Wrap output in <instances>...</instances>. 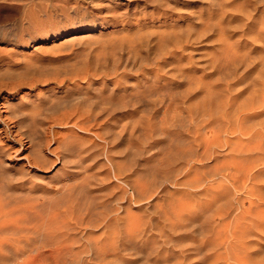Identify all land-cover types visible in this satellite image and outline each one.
<instances>
[{
	"label": "rangeland",
	"instance_id": "374dc122",
	"mask_svg": "<svg viewBox=\"0 0 264 264\" xmlns=\"http://www.w3.org/2000/svg\"><path fill=\"white\" fill-rule=\"evenodd\" d=\"M62 1L59 0V3ZM191 1L176 0L175 3L180 9L177 7L178 11L164 12L149 3L146 5L145 0H69L73 7L67 5L64 6L65 8L55 0H16L13 2L0 0V28H6L2 33L9 35L12 30L8 28H39L40 30L32 31V34L37 37L34 41L26 36L21 37V41L16 44L0 40V76L4 79L2 80L0 77V82L7 83L6 85L12 83L11 86L16 85L14 89L19 87L18 90L8 89L0 92V211L7 214V217L4 218L5 215L0 213V264L27 263L35 257L36 252L33 250L38 247H44L42 252L46 255L42 253L43 258L49 261L47 246L57 242V239L58 241L68 240L74 244L73 255L65 256L67 260L75 258L74 264H236L233 263L234 261H230V257L233 256L231 251L228 250L230 255L227 253V256L225 250L222 249V246L224 249L226 248L225 245L216 247L218 249L211 246L210 240H214L213 232L214 229L216 231L215 227L218 222L216 220L218 217L212 210L214 211L217 207L221 209L223 205L221 211L225 212L227 216H225V221L230 218V222H226L232 224V218L238 212L237 210L236 213L233 212V210L235 211L234 197L246 200L244 191L235 192L227 184L230 193L226 200L216 203V207H214L215 204L212 205V210L208 208L203 212L199 210L201 209L199 204L207 200L206 196L201 195L203 187L212 185L213 187L210 188H214L217 186V182L222 181V178L216 175L217 170L221 168V163L224 164L225 161L227 163L228 159H233L232 157L244 162L243 159H240L247 155L236 153L230 155L229 147L224 144L225 139H229L234 148L238 143H240L239 147L262 144L263 150L258 153L262 159L258 163L264 162V102H259L262 100V96L264 99V0H224L225 3L222 0L221 2L220 0ZM98 4L100 6L109 4V7L116 10L119 18L111 19L108 16L102 18L99 15V18L92 22L91 10L97 8ZM28 19L32 20L30 27L27 26ZM86 20L89 21L86 22ZM163 22L165 25L161 24ZM171 30L173 32L169 34ZM174 31H179L176 36H180V39L185 43L183 47H187L182 52L183 56L180 57L182 65L179 63L182 78L181 76L177 78L181 71L173 73L175 64L169 65L168 69L165 68L166 71L163 69L162 74H158H164L163 77H167V87L171 88L168 91L171 90L173 97L178 99L175 100V104H172L176 113L179 111L177 109H185L186 113L192 110V114L196 110L197 113L193 114V118L196 119L200 115L197 116L201 107L209 109L208 106L211 103L216 105L215 107H222V104L228 101L226 99L231 96L230 101L237 98V100H233L235 104L231 101L232 105L230 102L234 111L238 106V110L242 107L243 109L249 106H251L250 109L254 107V110L251 109V112L254 111V113L246 112L253 117L251 115L250 118L246 117L242 126L245 129H252L251 132H258V137H250L251 133L244 137L238 133L233 134L232 137L222 134L223 138L226 137L222 138L220 142L224 148L221 149V145L213 146L209 152L204 153L202 146H198L200 142L198 143V140L195 142L197 137L194 136V133L197 136H202L209 129L223 127L225 124L223 125L218 120L219 114L223 112L222 108L212 109L213 116L214 113H216L215 116L218 115V124L207 126L200 123L203 126L200 125L198 128L196 124L198 125L202 118H197L196 123L190 124L188 115L180 110L183 113L179 117L173 112L172 106L169 117L163 118L157 111V107L151 106L150 102L157 99L158 96H152L143 91L149 83H155L153 79L156 80V73L155 75L148 73L147 69L154 68L152 63L163 56L160 55L163 51L161 50V53L159 51L156 55L158 58H155L153 54H157L158 50L154 46L157 45L156 43L161 37L160 41L165 39L166 33L168 34L166 36L175 37ZM191 35L195 38H192ZM157 36L160 38L158 39ZM139 37L141 38L138 40ZM196 37L200 39H196ZM185 38L187 42H184ZM153 39H155L152 44L153 50H150L153 54L150 55L149 50L144 47L148 40L152 41ZM128 40L136 42L134 44L136 46L133 47H140L137 50L132 47L133 51L131 52L129 48L131 44L127 43ZM187 43H189L188 46ZM225 45L227 47H224ZM140 48H142V53ZM189 48V52L192 54H189L188 51L184 52ZM134 50L136 53L139 51L143 56L142 59L146 56L144 59L148 60L149 56L147 55H150V58H154V60L151 61L150 58L148 61L145 60L149 62V66L145 65L144 60L141 62L142 59L138 56L140 54H136L134 60ZM156 50L157 52L154 53ZM185 55L189 56H186L188 59L185 58ZM184 58L185 60H183ZM189 58H191V63L188 62ZM23 64H27V66ZM28 64H32L34 67L32 65L29 67ZM212 66L213 68H211ZM26 68L33 69L29 71ZM96 69L98 73L95 71ZM25 70H28L33 76L30 75L29 78L26 73L27 78L25 72L23 73ZM171 70L173 74H171ZM2 71H4V75H2ZM36 71L41 76H37ZM84 71L88 72L84 75ZM45 74L51 75L45 77ZM151 75H153V79ZM9 76H13V78L16 76L17 79H14L13 82L16 81L17 84L15 82L13 85L11 82L13 78L11 77V79ZM19 76L22 78L20 79ZM72 76L73 79H71ZM47 79L49 80L47 81ZM61 79L63 80L58 82ZM150 79L154 82L149 81ZM22 80L25 81L22 83ZM29 81L37 85L33 84L30 87V84H27ZM172 81H178V86L176 83L172 84ZM25 82L27 85L24 86ZM177 91L180 93H178L179 95H177ZM125 93L130 94L132 99L125 98L127 102L125 100L123 102L114 101V105L113 103L111 105L104 103V106L100 104L103 106L98 105L101 109L92 108L91 110L89 104L86 103L89 101L87 99H90L91 103L92 98L96 101L94 103L98 104V99H102L101 96L105 99L108 96H124ZM135 94L139 98L141 96L140 99L136 98L138 101L133 99ZM144 96H147V99ZM84 98H87V101ZM174 98L169 99L173 100ZM253 99L255 102H252ZM84 101L85 104L82 106ZM40 102H44L40 108L43 110V116L46 117L44 112H48L51 121L62 116L63 112L78 108L81 104L78 109H81L83 113L81 119L85 122L76 121L75 117L77 118V116H71L65 126L57 127L53 121H48L49 118L43 119L42 111L39 112L42 118L39 117L40 114L38 116H34L33 112L28 114L30 107L37 106V103L40 104ZM209 102L210 104H208ZM115 104L117 105L115 106ZM19 105L21 108H17ZM188 106L192 109L186 110ZM22 107L26 109L23 108V111ZM82 108L84 109L82 110ZM89 110L90 112L95 111L96 116L92 117L94 114H92L93 112L90 114ZM214 110L216 111L214 112ZM255 110L257 111L255 112ZM17 111L23 116H20ZM16 112L17 115H15ZM87 113L89 114L87 115ZM28 115H32L30 118L34 117V120L31 119L35 121L34 127L30 124L32 121ZM87 116L90 118L88 119ZM14 118L15 120H12ZM21 118L24 122L27 121V124L21 121ZM78 119L80 118L78 117ZM40 120H42L41 124ZM28 121L30 125H28ZM49 122L50 124H48ZM194 125L197 127L196 129ZM231 125H233L232 128L236 126V123ZM53 131L59 134L56 136V138L58 137L57 143L54 140L56 138L52 135ZM238 136L240 142L237 139ZM30 139L32 141H29ZM68 140L70 149L66 147ZM235 141L238 142H236L237 145ZM37 142L40 143V146L36 148ZM45 142H47V146H44ZM32 146L36 148L37 152ZM56 146L59 148V152ZM64 146L66 147L65 153H62L63 151L60 150ZM38 147L42 152L38 150ZM54 148L56 153L53 151ZM31 151L35 154H32ZM30 153L31 157L43 154L42 156L52 164L48 163L50 167L45 165V168L40 164H37V167L35 164V166H31V163L28 165L27 159ZM59 153L64 156L62 155L61 158V155L58 156ZM258 156L257 158H259ZM61 159L64 161H60ZM46 167L48 168L46 169ZM260 167H263L262 170L264 169V166ZM261 178L264 182V176ZM196 179L199 181L197 182ZM188 182H194V184L197 182L198 184L194 188H189L185 185V183L189 184ZM182 201L184 204L189 203L187 210H178L181 208ZM245 202L244 207H247V202ZM225 203L228 204V207L225 205L227 208L224 206ZM232 204L233 206H231ZM30 207L35 209L29 211ZM219 208L217 209L220 210ZM190 209L193 212H190ZM223 209L228 210L224 211ZM24 210L27 211L24 212ZM178 214H181V217ZM114 215L118 217H114ZM102 218L103 220L119 218L116 222L113 221L114 224L110 228L113 236L109 235L110 231L103 228ZM128 218L129 220L132 218L131 222H133L135 230L131 249L113 253L106 251L108 252H105L106 254L91 250L96 240L101 242L98 246L108 243V236L112 240L115 238L116 244L125 243L124 233L125 225L129 222ZM248 239L251 240L254 237ZM206 244L207 246H205ZM256 247L258 248L259 245H253L251 249L255 251ZM261 250L262 248L259 252L260 255L252 257L258 256L261 261H264V251L262 254ZM235 253L234 250L233 254ZM217 256L218 263L214 261ZM224 256L229 258V261ZM258 258L255 260L260 261Z\"/></svg>",
	"mask_w": 264,
	"mask_h": 264
},
{
	"label": "bare ground",
	"instance_id": "6f19581e",
	"mask_svg": "<svg viewBox=\"0 0 264 264\" xmlns=\"http://www.w3.org/2000/svg\"><path fill=\"white\" fill-rule=\"evenodd\" d=\"M4 1H16V0H4ZM46 1H49V0H46ZM56 1V3H59V0H55ZM71 1V0H70ZM146 2H145V4L147 5L148 3H149V5L151 4V5H153V6H156L157 8H158V10L160 9V10H162V11H164V12H166V11H171V10H177L178 11V6H177V4L175 3L176 2V0L174 1V0H145ZM191 1V0H190ZM223 2H224V0H222ZM192 2V1H191ZM212 2H214V1H212ZM220 2H221V0H220ZM219 2V3H220ZM222 2V3H223ZM71 3V2H70ZM69 3V0H63L61 3H59V5H63V7L64 6H67V5H70L71 7H73L72 6V4H70ZM92 3V2H91ZM225 3V2H224ZM249 3V2H248ZM247 3V4H248ZM251 3V2H250ZM97 4V3H96ZM74 5V4H73ZM106 5H108V6H106ZM106 5H103V6H100L99 4H98V6H96L97 8H95V9H92L91 11H92V16H93V18H92V22H94V21H96L99 17V15H101V17L102 18H105V16H108L109 18H116L117 17V15H118V13L116 12V10H114L113 9V7H109V4H106ZM253 5V4H252ZM234 6V5H233ZM254 6H255V4H254ZM61 7V6H60ZM145 7V6H144ZM178 7V8H177ZM65 8V7H64ZM66 8H68V7H66ZM141 8V7H140ZM143 9V8H142ZM180 9V8H179ZM242 9V8H241ZM142 11V10H141ZM176 11V12H177ZM238 11V10H237ZM46 12V11H45ZM132 12V11H131ZM181 12V11H180ZM223 12V11H222ZM235 12V11H234ZM102 13H104V14H102ZM121 13V12H120ZM241 13V12H240ZM243 13V12H242ZM264 13V12H263ZM91 14V13H90ZM222 14V13H221ZM104 17H103V16ZM165 14L163 13V16H164ZM124 16V15H123ZM100 17V18H101ZM122 17V16H121ZM120 17V18H121ZM161 17H162V14H161ZM231 17V16H230ZM117 18H119V16L117 17ZM126 18V17H125ZM228 18V17H227ZM248 19V18H247ZM91 20V19H90ZM89 21V20H88ZM87 20H86V22H88ZM152 22V21H151ZM158 22V21H157ZM241 22V21H240ZM32 20L30 21V19H28V22H27V26H29V25H31L32 26ZM34 23V22H33ZM161 24H164L165 25V23L163 22V23H161ZM211 25V24H210ZM258 25V24H257ZM30 27V26H29ZM207 27V26H206ZM209 27V26H208ZM217 27H219V26H217ZM177 28H179V27H177ZM8 29H10V30H12L11 31V33L9 34V35H7V34H4V33H2V31H5L6 30V28H0V40H3V41H5V42H12V44H16V43H19L20 41H21V37L23 38V36H26L28 39H30V40H35L37 37L34 35V34H32V31L34 30L35 31V29H37V28H8ZM169 29V28H168ZM224 29V28H223ZM37 30H39V28L37 29ZM197 30V29H196ZM40 31V30H39ZM180 31V30H179ZM179 31L178 32H175V37H172V36H166V34L164 35V40H162V41H160L161 39H162V37L160 38V37H158V39L160 38V40H159V42H157L156 44V46H154V47H157L156 49L158 50V52H157V50L156 51H154V53H156L157 52V54H153V52H150V50H153V47H152V44L154 43V40L155 39H153L152 41L150 40H148L147 41V43H145V49H148L149 50V53H150V55L151 54H153L154 56H155V58H158L156 55H158V53H159V51H160V53H161V50H163L162 51V53L160 54V55H163L162 57H159V59H157L154 63H152L153 64V66H154V68L152 67V69H147V71H148V73H154V75H155V73H156V75H155V78H156V80L155 79H153L152 78V76L153 75H151V78L155 81V83H149V81H152V82H154L152 79H150L149 81H148V83H149V85L146 87L145 86V90L143 91L144 93H150V95H154V96H158V98L157 99H153L151 102H150V104H151V106L152 107H154L155 106V108L156 109H158L157 111H159L160 112V114L162 115V117L163 118H168L169 117V115H170V110H171V106H172V104H175V100H178V99H175L174 97H173V95H172V91L170 92V91H168L169 89H171V88H168L167 87V84H166V78L165 77H163L164 76V74L163 75H159L158 73H161L162 74V71H163V69L166 71L167 69H168V66L169 65H171V64H175V65H173V66H170V67H173V69H174V71H173V73H179V71H181V69L179 68V67H181V65H182V63H181V61H180V57L181 56H183V54H182V52H183V50L184 49H186L187 47H183L184 46V44L185 43H183V41L180 39V36H176V33L178 34L179 33ZM193 31H194V29H193ZM222 31V30H221ZM150 32V31H149ZM162 32V31H161ZM167 32V31H166ZM169 32V31H168ZM173 32V30H171L170 31V33L169 34H171ZM190 32H192V31H190ZM197 32V31H196ZM143 33V32H142ZM189 33V32H188ZM201 33V32H200ZM203 33V32H202ZM174 34V33H173ZM181 34V33H180ZM218 34V33H217ZM139 35H140V33H139ZM143 35V34H142ZM141 35V36H142ZM145 35V34H144ZM159 35H163V34H159ZM168 35V34H167ZM190 35V34H189ZM203 35V34H202ZM202 35H201V37H202ZM222 35V34H221ZM166 36V37H165ZM192 36V35H191ZM134 37V36H133ZM182 37V36H181ZM195 38V36H192V38ZM220 37V36H219ZM222 37V36H221ZM141 37H139L138 38V40L140 39ZM155 38V37H154ZM188 38V37H187ZM191 38V37H190ZM191 38V40H193ZM197 38H199V37H196V39ZM226 38V37H225ZM148 39V38H147ZM157 39V38H156ZM157 39V40H158ZM195 39V40H196ZM200 39V38H199ZM198 39V40H199ZM141 40H143V39H141ZM156 40V41H157ZM184 40V42H187L186 40V38L185 39H183ZM190 40V39H189ZM194 40V41H195ZM220 40H222L221 38H220ZM227 40V39H226ZM2 41V42H3ZM129 41V40H128ZM155 41V42H156ZM197 41V40H196ZM133 40H130L129 42H127V43H130L131 45H129L128 47L131 49V52L133 51L132 50V47L133 46H136V45H134L135 43L133 42ZM189 42V41H188ZM191 42V41H190ZM140 43V42H139ZM142 43H143V41H142ZM188 44L189 43H187V46H188ZM192 44V43H191ZM223 44H225V43H223ZM230 44V43H229ZM155 45V44H154ZM232 45V44H231ZM139 46V45H138ZM143 46H144V44H143ZM222 46V45H221ZM140 47V46H139ZM138 47V48H139ZM224 47H227L226 45L224 46ZM231 47V46H230ZM135 47H133V49H134ZM138 48H135L136 50L138 49ZM143 48V49H144ZM190 48H191V46H190ZM190 48L188 49V50H185L184 52H186V51H188L189 52V50H190ZM142 48H140V51H141V53H142V50H141ZM225 49V48H224ZM223 49V50H224ZM126 50V49H125ZM228 51V50H227ZM227 51H225L226 53H227ZM129 52V51H128ZM130 52V53H131ZM138 53H136L135 52V50H134V52L133 53H135V55L133 54V58H134V56H136V54H140L139 53V51H137ZM146 52H148V51H146ZM229 53V52H228ZM148 54V53H147ZM185 54V53H184ZM189 54H192V53H190L189 52ZM223 55H224V53H222ZM229 54H231V53H229ZM145 55H146V53H145ZM150 55H147V56H149V58H150ZM159 55V56H160ZM214 55V54H213ZM139 57H141L140 59H142V55L140 54V55H138ZM189 57L188 55H185V58L186 59H188L187 57ZM226 56H228L227 54H226ZM146 57V56H145ZM144 57V58H145ZM191 58H192V56H190ZM222 57V56H221ZM132 58V57H131ZM132 58V59H133ZM142 59V61L141 62H143V60L145 61H148L149 60V58H148V60L147 59ZM185 58L183 59V60H185ZM191 58H189V61L188 62H190V59ZM228 58V57H227ZM227 58H225V59H227ZM230 58V57H229ZM234 58V57H233ZM232 58V59H233ZM136 58H134V60H135ZM139 59V58H138ZM140 59H139V61H140ZM151 59V58H150ZM153 60H154V58H152ZM152 59H151V61H152ZM224 59V60H225ZM131 60V59H130ZM159 60V61H158ZM182 60V61H183ZM212 60V59H211ZM216 60V59H215ZM215 60H213V62H215ZM133 61V60H132ZM137 61V60H136ZM135 61V62H136ZM145 61V62H146ZM187 61V60H186ZM230 61V60H229ZM240 61H241V59H240ZM35 62V61H34ZM34 62H32V63H34ZM187 62V63H188ZM213 62H212V64H213ZM27 63V62H26ZM29 63H31V62H29ZM179 63L181 64V65H179ZM186 63V62H185ZM191 63V62H190ZM190 63H188V64H190ZM210 63H211V61H210ZM216 63V62H215ZM230 63V62H229ZM148 64V65H147ZM151 64V65H152ZM184 64V63H183ZM211 64V65H212ZM225 64V63H224ZM24 65V64H23ZM29 65V64H28ZM32 64H30L29 65V67L31 66ZM145 65H147V66H149V62H146L145 63ZM150 65V66H151ZM227 65V64H226ZM24 66H27V64L26 65H24ZM91 66V65H90ZM89 66V67H90ZM215 66V65H214ZM220 66H223V65H220ZM225 66V65H224ZM223 66V67H224ZM23 67V66H22ZM32 67H34V65H32ZM39 67V66H38ZM146 67V66H145ZM167 67V69H165ZM169 67V68H170ZM227 67V66H226ZM91 68V67H90ZM149 68V67H148ZM211 68H213V66L211 67ZM217 68V67H216ZM216 68H215V70H216ZM26 69H28L29 71H30V69L32 70L33 68H26ZM83 69V68H82ZM100 69V68H99ZM172 69V68H171ZM219 69H220V67H219ZM28 70H25V71H23V73L25 72V74L26 73H28V75L26 74L25 76L27 77H31L30 75H32L31 73H29V71ZM42 70V69H41ZM44 70V69H43ZM72 70V69H71ZM80 70V69H79ZM88 70V69H87ZM92 70V69H91ZM102 70V69H101ZM144 70H145V68H144ZM7 71V70H6ZM27 71V72H26ZM34 71V70H33ZM63 71H65V70H63ZM73 71H75V70H73ZM82 71V70H81ZM80 71V72H81ZM96 72L98 71L97 69L95 70ZM103 71V70H102ZM165 71H164V73H165ZM191 71V70H190ZM1 72V71H0ZM4 71H2V73H3ZM22 72V71H21ZM37 72V71H36ZM38 72H39V70H38ZM37 72V76H39L40 75V73H38ZM68 72V71H67ZM66 72V73H67ZM88 72V71H87ZM86 71H84V75H85V73H87ZM100 72V71H99ZM184 72V71H183ZM19 73H20V71H19ZM22 73V74H23ZM34 73V72H33ZM69 73V72H68ZM73 73V72H72ZM75 73V72H74ZM73 73V74H74ZM98 73V72H97ZM145 73V72H144ZM143 73V74H144ZM147 73V72H146ZM172 73V70H171V74H173ZM185 73H188V72H185ZM1 74V73H0ZM5 73H3L2 75H4ZM7 74V73H6ZM15 74V73H14ZM21 74V75H22ZM36 74V73H35ZM77 74V73H76ZM75 74V75H76ZM83 74V73H82ZM94 74H95V72H94ZM101 74V73H100ZM135 74V73H134ZM175 74H174V76H175ZM180 75H178V77L177 78H179V76H181L182 75V71L179 73ZM189 74V73H188ZM13 75V74H12ZM51 75V74H50ZM50 75H46L45 74V77H47V76H50ZM55 75V74H54ZM53 75V76H54ZM56 75H57V72H56ZM61 75V74H60ZM70 75V74H69ZM99 75V74H98ZM111 75V74H110ZM148 75V74H147ZM17 76V75H16ZM16 76H15V78H13V76H11L12 78H13V80L11 81V80H9V81H11V82H13L14 81V79H17L16 78ZM33 76V75H32ZM36 76V75H35ZM34 76V77H35ZM41 76V75H40ZM62 76V75H61ZM61 76H59L60 78H61ZM64 76V75H63ZM67 76V75H66ZM86 76H88V75H86ZM94 76V75H93ZM92 76V77H93ZM100 76V75H99ZM144 76V75H143ZM166 76H168V75H166ZM173 76V77H174ZM1 77V79H2V76H0ZM10 77V76H9ZM10 77V78H11ZM20 77V76H19ZM24 77V76H23ZM27 77V78H28ZM33 77V78H34ZM68 77V76H67ZM95 77V76H94ZM122 77V76H121ZM170 77V76H169ZM168 77V78H169ZM172 77V78H173ZM11 78V79H12ZM22 77H20V79H21ZM27 78H25L26 80H27ZM37 78V77H36ZM39 78V77H38ZM51 78V77H50ZM56 78V77H55ZM58 78V77H57ZM75 78V77H74ZM83 78V77H82ZM85 78V77H84ZM87 78V77H86ZM108 78V77H107ZM147 78V77H146ZM148 78H150V77H148ZM181 78H182V76H181ZM19 78H18V80H20ZM32 79V78H31ZM35 79V78H34ZM71 79H73V76H72V78ZM80 79H81V77H80ZM91 79V78H90ZM138 79V78H137ZM2 80H4V79H2ZM37 80V79H36ZM40 80V79H39ZM45 80V79H44ZM49 79H47V81H48ZM51 80L53 81V79L51 78ZM50 80V81H51ZM58 80V79H57ZM56 80V81H57ZM63 79H61L60 81H58V82H61ZM66 80V79H65ZM64 80V81H65ZM169 80H171V79H169ZM168 80V81H169ZM173 80V79H172ZM175 80H176V78H175ZM177 80H179V79H177ZM21 81V80H20ZM25 81V80H24ZM23 80H22V83L24 82ZM31 81H33V79L31 80ZM63 81V82H64ZM147 81H146V83H147ZM180 81H181V79H180ZM4 82V81H3ZM16 82V81H15ZM15 82H13V85H15V84H17V82L15 83ZM36 82H38V81H36ZM40 82V84L42 83L41 82V80L39 81ZM53 82H55V80L53 81ZM58 82H56V84H58ZM62 82V83H63ZM66 82V81H65ZM64 82V83H65ZM68 82V81H67ZM70 82H71V80H70ZM170 82V81H169ZM173 82V81H172ZM15 83V84H14ZM19 83V82H18ZM21 83V82H20ZM45 83V82H44ZM47 83V82H46ZM45 83V84H46ZM62 83H60V84H62ZM174 83H176L177 85L176 86H178V81L176 82V81H174L172 84H174ZM181 83V82H180ZM7 84V83H6ZM6 84H3L2 82H0V92L2 91V90H12V89H14V87L16 86H11L12 85V83H10V85L8 84V85H6ZM25 84H26V82L23 84L24 86H25ZM27 84H30L29 86L30 87H32L33 86V84H36V83H33V82H28ZM26 84V85H27ZM171 84V85H172ZM197 84V83H196ZM18 85H20V84H18ZM37 85V84H36ZM139 85V84H138ZM181 85V84H180ZM24 86H22V87H24ZM21 87V86H20ZM171 87V86H170ZM4 88V89H3ZM197 88V87H196ZM16 90H18L19 89V87H18V89L17 88H15ZM14 89V90H15ZM176 89V88H175ZM175 89H174V91H175ZM180 89V88H179ZM189 90V89H188ZM206 90H207V88H206ZM190 91H191V89H190ZM8 92V91H7ZM13 92V91H12ZM16 92V91H15ZM208 92V91H207ZM212 92V91H211ZM98 93V92H97ZM174 93H176V92H174ZM179 92L177 91V95H179L178 94ZM182 93V92H181ZM206 93V92H205ZM256 93V92H255ZM263 93V92H262ZM69 94V93H68ZM156 94V95H155ZM171 94V96H169ZM186 94V93H185ZM191 94V93H190ZM216 94V93H215ZM100 95H102V94H100ZM104 95V94H103ZM136 95V94H135ZM135 95H133V96H135ZM144 95V94H143ZM146 95V94H145ZM174 95H176V94H174ZM182 95V94H181ZM180 95V96H181ZM206 95V94H205ZM204 95V96H205ZM241 95V94H240ZM256 95V94H255ZM264 95V94H263ZM203 96V97H204ZM66 97H68L69 98V96H66ZM85 97V96H84ZM99 97V96H98ZM139 98V96L138 95H136L135 97H133V99H136V98ZM145 97V96H144ZM147 97V96H146ZM145 97V98H146ZM150 97V96H149ZM231 97V96H230ZM230 97L229 98H227L226 99V101L227 102H225L224 104H222V107L221 106H217V107H215L216 105H214V104H210V102L208 103V104H210L209 106H208V108L209 109H207V108H203V107H201L200 109L202 110H199L200 111V113H199V111H198V114H197V116L199 115V117H197V118H202L201 119V121H199V123H198V125L196 124V126L199 128V126L201 125V124H203V125H207V126H209V125H213L214 123H216V124H218V120H219V122L221 121V123L224 125L223 127H219L218 129H209V131H207V133H204V135H202V136H200V135H196V133H194L193 135L194 136H196L197 138L195 139V142H197V140H198V146L200 145V146H202V150H203V152L205 153V152H209L211 149H212V147L213 146H217L218 147V145H221L222 143H220L221 142V139L223 138V136H222V134L225 136H227V135H229V136H231L232 137V135L234 134V135H236L237 133L239 134V135H241L242 137H244L245 135H247V134H250L249 136L251 137V136H254L255 138H256V136L258 135V132H256V131H252L251 132V130H249L248 128H243L244 126H242L243 125V123L245 122L244 120H246V117L247 118H250L249 116L251 115H249V113H246L247 111L249 112L250 111V113H254V111H252L251 112V109L253 108V110H254V107H252L251 109L249 108V107H251V106H249V107H247V108H245V109H243V107L242 108H240L239 110H238V108H239V106L235 109V111L234 110H232V106H231V103L233 102L234 104H235V100H237V98H235V100L233 101V100H231L230 101ZM237 97V96H236ZM256 97V96H255ZM96 98V97H95ZM94 98V99H95ZM101 98L102 99H98L99 101V103L98 104H96V103H94V101L95 100H92V98H91V103L89 102L90 101V99H87V98H84V100L85 101H87V100H89L88 102H86L87 103V105L89 104V106H90V109L92 110V108H95V110L96 109H101V108H99L98 107V105H103L104 106V103H108V104H110L111 105V103H113V105H114V103L116 102V101H118V102H123L124 100L127 102V100L125 99V98H129V99H132V96L130 95V94H127V93H125V95L124 96H119V97H112V96H108V97H106L105 99H104V97L103 96H101ZM140 98H141V96H140ZM139 98V99H140ZM171 98H174L173 100H170ZM209 98V97H208ZM216 98V97H215ZM258 98V97H257ZM261 98V97H260ZM74 99V98H73ZM87 99V100H86ZM97 99V98H96ZM106 100L107 102H105L104 100ZM128 99V100H129ZM147 99V98H146ZM168 99H169V101H168ZM200 99H202V98H200ZM239 99H240V97H239ZM252 99V98H251ZM68 100V99H67ZM70 100H71V97H70ZM69 100V101H70ZM101 100V101H100ZM137 100V99H136ZM144 100V99H143ZM208 100V99H207ZM254 100V99H253ZM252 100V102H255V100L253 101ZM85 101H84V103H83V105L82 106H84V104H85ZM115 101V102H114ZM133 101V100H132ZM138 101V100H137ZM202 101V100H201ZM204 101V100H203ZM264 102V99H263V96H262V100H259V102ZM59 102V101H58ZM63 102V101H62ZM78 102V101H77ZM96 102V101H95ZM117 102V103H118ZM208 102V101H207ZM231 102V103H230ZM238 102V101H237ZM236 102V103H237ZM258 102V101H257ZM55 103H57V102H55ZM61 103V102H60ZM82 103V102H81ZM92 103H94V104H92ZM147 103H149V102H147ZM177 103V102H176ZM203 103H205V102H203ZM233 103H232V105H233ZM239 103V102H238ZM246 103V102H245ZM244 103V104H245ZM249 103V102H248ZM39 103H37V106L36 105H34V106H32V107H30V109L28 110V108H27V110H28V114H30V112H33V114H34V116L35 115H37L38 116V114H40L39 112H41L42 111V116H43V110H41L40 108H41V106H43V104H44V102H40V104L38 105ZM125 104H128V103H125ZM149 104V105H150ZM178 104H179V102H178ZM242 104V103H241ZM251 104V103H250ZM45 105H47V104H45ZM56 105V104H55ZM67 105V104H66ZM75 105V104H74ZM81 105V104H80ZM80 105H79V107H80ZM100 105V107H103V106H101ZM112 105V106H113ZM117 104H115V106H116ZM177 105V104H176ZM247 105V104H246ZM23 106V105H22ZM77 106H78V104H77ZM88 106V107H89ZM106 106V105H105ZM108 106V105H107ZM125 106H127V105H125ZM150 106V107H151ZM179 106V105H178ZM197 106V105H196ZM199 106V105H198ZM197 106V107H198ZM202 106H203V104H202ZM21 108V106L19 105L17 108ZM25 107V106H24ZM24 107H22V110H23V108ZM50 107H51V105H50ZM53 107V106H52ZM78 107V108H79ZM87 107V108H88ZM123 107V106H122ZM186 107V106H185ZM260 108H261V106H259ZM45 108V107H44ZM62 108V107H61ZM72 108H73V105H72ZM71 108V109H72ZM78 108H75V109H73L72 111H68V112H66V113H64V115H63V113H62V116H60V117H55L56 119H53L52 121L54 122V125L55 126H57V127H59V126H65L67 123H68V120L70 119V117L71 116H77V118L75 117V120L76 121H79V120H82L81 118L83 117L82 115H83V113H82V111H81V109H78ZM120 108V107H119ZM172 108H173V112H175L176 113V109L174 108V106H172ZM188 108H189V106L186 108V110H188ZM194 108V107H193ZM220 109V108H222L221 110H223V112L221 113V114H219V118H218V120H217V117H218V115L217 116H215V114L216 113H214V116H213V110L212 109ZM15 109V108H14ZM24 109H26V108H24ZM46 109V108H45ZM48 109V108H47ZM63 109V108H62ZM70 109V108H69ZM69 109H67V110H69ZM70 109V110H71ZM84 108H82V110H83ZM104 109V108H103ZM154 109V108H153ZM192 109V108H191ZM190 108H189V110H191ZM196 109V108H195ZM233 109H234V106H233ZM16 110V109H15ZM22 110H21V113L23 114V112H22ZM52 110V109H51ZM54 110V109H53ZM155 110V109H154ZM177 110H179V111H177L178 113H176V114H178V116L180 117L181 116V113H186L183 109V112H181L182 110L181 109H177ZM181 110V111H180ZM194 110V109H193ZM237 110V111H236ZM11 111V110H10ZM14 111V110H13ZM20 111V110H19ZM19 111H17V112H19ZM24 111V110H23ZM45 111V110H44ZM47 111V110H46ZM100 111V110H99ZM216 110H214V112H215ZM257 110H255V112H256ZM15 112V111H14ZM17 112H16V114L15 115H17ZM25 112H27L26 110H25ZM53 112H55V111H53ZM89 112H90V110H89ZM93 112V113H92ZM92 112H90V114L92 113V114H94V112L95 111H92ZM113 112V111H112ZM172 112V111H171ZM172 112V113H173ZM202 112V113H201ZM237 112V113H236ZM13 113V112H12ZM11 113V114H12ZM20 112H19V115L21 114ZM52 113V112H51ZM96 113V112H95ZM196 114L197 112H196V110L193 112V114ZM27 114V113H26ZM32 114V115H33ZM41 114H40V116L39 117H41L42 118V116H41ZM46 114V117H44L43 119L45 120V119H47V118H49L48 117V112L47 113H45L44 112V115ZM85 114H86V111H85ZM89 113H87V115H88ZM187 115H188V117H187V115H184V116H186L188 119H189V123L190 124H193V122H195L196 123V119L195 118H193V114H192V110L191 111H188V113H186ZM202 114V115H201ZM25 115V114H24ZM32 115H28L29 116V119L31 120V119H33V118H30V116H32ZM50 115V114H49ZM12 116H14L13 114H12ZM20 116H23V115H20ZM36 116V117H37ZM52 116V115H51ZM82 116V117H81ZM85 116V115H84ZM90 116V115H89ZM94 116H96V114H94L92 117H94ZM172 116V115H171ZM183 116V117H184ZM257 116V115H256ZM259 116V115H258ZM19 117V116H18ZM39 117H37V118H39ZM78 117L80 118V119H78ZM161 117V116H160ZM161 117V118H162ZM178 117V118H179ZM251 117H253L252 115H251ZM24 118V117H23ZM23 118H21L22 120L21 121H23ZM27 118V117H26ZM25 118V119H26ZM36 118V119H37ZM52 118V117H51ZM54 118V117H53ZM74 118V117H73ZM87 118H88V116H87ZM90 118V117H89ZM88 118V119H89ZM173 119H174V117H172ZM17 119V118H16ZM28 119V118H27ZM28 119V120H29ZM35 119V120H36ZM50 119V118H49ZM170 119H171V117H170ZM170 119L168 120V122L170 121ZM172 119V120H173ZM195 119V120H194ZM12 120H15V118L14 119H12ZM34 120V119H33ZM73 120V119H72ZM154 120V119H153ZM163 120V119H162ZM166 121H167V119H165ZM1 121V120H0ZM32 121V120H31ZM41 121L42 120H40V124H41ZM48 121H51V119L50 120H48ZM51 121V122H52ZM70 121V120H69ZM82 121H84V120H82ZM185 121V120H184ZM244 121V122H243ZM13 122V121H12ZM17 122V121H16ZM24 122V121H23ZM27 122V121H26ZM26 122H24V123H26ZM37 122V121H36ZM85 122V121H84ZM130 122V121H129ZM128 122V123H129ZM151 122V121H150ZM163 122H164V120H163ZM163 122H162V124H163ZM6 123V122H5ZM20 123V122H19ZM22 123V122H21ZM23 123V124H24ZM30 122L28 121V125H34L33 123H35V121H32L30 124H29ZM201 123V124H200ZM233 123H236V126H234V127H232L231 128V126H233V125H231V124H233ZM17 124V123H16ZM23 124H20V125H22L23 126ZM27 124V123H26ZM26 124H24L25 126H28V125H26ZM38 124V123H37ZM42 124H44V123H42ZM48 124H50V122L48 123ZM78 124V123H77ZM133 124V123H132ZM189 124V125H190ZM220 124V123H219ZM19 125V126H20ZM36 125V124H35ZM164 125V124H163ZM203 125H201V126H203ZM18 126V125H17ZM190 126H192V125H190ZM195 125H194V127H195V129L197 128ZM207 126H205V128L207 127ZM217 126V125H216ZM21 127V126H20ZM34 127V126H33ZM236 127V128H235ZM248 127V126H247ZM30 128V127H29ZM61 128V127H60ZM79 128V127H78ZM81 128V127H80ZM217 128V127H216ZM31 129V128H30ZM207 129V128H206ZM199 131H200V129H198ZM248 130V131H247ZM199 131H198V133H199ZM195 132V131H194ZM53 134V137L54 138H56V136L57 135H59L58 134V132H52ZM197 133V134H198ZM35 134V133H34ZM190 134H192V133H190ZM231 134V135H230ZM47 136V135H46ZM193 136V137H194ZM48 137V136H47ZM68 137V136H67ZM249 137V138H250ZM254 137H252L253 139H254ZM258 137V136H257ZM58 138V137H57ZM54 139L55 141L56 140H58V139ZM195 138V137H194ZM193 138V139H194ZM226 137H224L223 139H225ZM33 139V138H32ZM32 139H30L29 141H32ZM35 139V138H34ZM66 139V138H65ZM237 139H239L238 141L240 142V138H239V136H238V138ZM44 140V139H43ZM43 140H42V142H43ZM53 140V139H52ZM75 140H77V139H75ZM251 140V139H250ZM37 141H39V142H41L40 140H37ZM73 141V140H72ZM63 142V141H62ZM67 142V145H66V147H68L69 148V144H68V142H69V140L68 141H66ZM236 142L237 141H235V144H236ZM242 142V141H241ZM38 143V142H37ZM46 143V145H44V146H47V142H45ZM56 143H57V141H56ZM59 143V142H58ZM79 143V142H78ZM220 143V144H219ZM238 143V142H237ZM258 143V142H257ZM39 144V145H38ZM38 144H36L35 146H36V148H37V146H40V143H38ZM42 144H44V143H42ZM224 144H225V146H227V147H229V152H230V155H234V153H236V154H238V155H241V154H249L250 156H247V158H246V156H244V158H245V160H244V158H241L240 160H242L243 159V161L244 162H242V161H238L237 159L238 158H235V157H232L233 159H231V160H227V163H226V161L225 162H223L224 164H222L221 163V168H219L220 170H217V173H216V175L217 176H219L220 178H222L220 181L221 182H217L218 184H217V186H214V188H210L209 186L208 187H203V190H202V192H201V195L203 194V196H206V198H207V200L205 201V202H203V203H198L199 205H200V207H201V209H199V210H201V212H203V210L204 209H210V210H212L211 208H212V205L214 206V204H215V206L214 207H216V203H218V202H220L221 203V201H223V200H226L228 197H229V193H230V190H229V188H228V185H230L231 187H232V189H233V191H235V192H237V191H239L240 193H241V191H244V193H245V199L246 200H242L240 197H234V202H235V207H234V209H235V211L233 210V212H237V214L236 215H234L233 216V222H232V224H230L229 222H230V218L227 220L226 219V221H229V222H226L225 221V216H226V214H225V212L223 213L222 211H221V209H222V207H223V205L221 206V209L219 208V207H217V208H219L220 210H218L217 208L215 209L216 210V212H214L213 210H212V212L215 214V216L216 217H218L216 220H218V222H217V224H216V231H217V233H215L216 231H215V229H214V232H213V234H214V240H210L211 242H212V244H211V242H210V244H211V246L213 245L214 246V248H216V247H220V246H222V245H225L226 246V248L224 249V246H222L223 248V250H225V254H229L230 255V252L229 251H231V254L233 255L232 257H230L231 259H230V261H234L233 263H236V264H264V261H261L260 260V257L258 258V256L256 257V258H253L252 256L253 255H257V254H259V252H260V249L262 248V250H261V253H262V251H264V185H263V180H262V178L261 177H263L264 176V169L262 170V168L260 167L259 168V166H264V162L263 161H261V162H259L258 163V161H260L262 158H260L259 156H258V153L261 151V150H263L262 149V144H257V145H255L254 144V146H253V144L252 145H250V146H252V147H249V146H241V147H239L238 145L240 144V143H238V145L236 146V148H234V146H232V144H230V140L229 139H225L224 140ZM60 145V144H59ZM223 145V144H222ZM221 145V146H222ZM43 146V145H42ZM58 146V145H57ZM56 146V149L58 150L59 148ZM221 146H220V148H221ZM32 147H34V146H32ZM65 147V146H64ZM63 147V148H64ZM66 147L63 149V148H61V150L60 151H63L62 153H65L64 151H65V149H66ZM233 147V148H232ZM36 148L34 147V149H35V151L37 152V150H36ZM39 148V147H38ZM43 148H46V147H43ZM70 148H71V146H70ZM69 148V149H70ZM74 148V147H73ZM72 148V149H73ZM219 148V149H220ZM224 148V146H222V148L221 149H223ZM56 149L54 148L53 149V151H55V153L57 152L56 151ZM38 150H40V148L38 149ZM43 150V149H42ZM41 151V150H40ZM39 151V152H40ZM44 151V150H43ZM52 151V152H53ZM67 151V150H66ZM71 151V150H70ZM74 151V150H73ZM227 151V152H228ZM32 152V154L34 153L33 151H31ZM42 152V151H41ZM58 152H59V150H58ZM50 153H51V151H50ZM203 153V154H204ZM35 154V153H34ZM41 154V153H40ZM52 154H54V153H52ZM67 155H68V153H66ZM31 155V153L29 154V158L27 159L28 161V165H30L29 163H31V166L32 165H34L35 167H37V164L39 165L40 164V166L41 165H43L42 167H44L45 168V165L47 166V165H49L48 167H50V164H52V162L50 163L49 162V160H47V159H45V157L44 156H42L43 154H41V156L43 157H41V156H39L38 154L37 155H32V157L30 156ZM59 155H61V153H59L58 154V156ZM63 155V154H62ZM62 155H61V158H62ZM205 156H206V154H204ZM203 155V156H204ZM209 155V154H208ZM237 155V157H239ZM64 156V155H63ZM69 156V155H68ZM204 156V157H205ZM257 156L259 157V158H257ZM31 157V158H30ZM65 157H66V155H65ZM65 157H63V158H65ZM207 157V156H206ZM210 157V156H209ZM56 158H57V155H56ZM235 158V159H234ZM58 159V158H57ZM56 159V160H57ZM225 159V158H224ZM253 159H255V160H253ZM43 160H45V161H48V162H44ZM63 159H61L60 161H62ZM237 160V161H236ZM43 161V163L41 164V162ZM64 161V160H63ZM229 161V162H228ZM255 162V163H254ZM263 162V163H262ZM44 163H46V164H44ZM48 163H50V164H48ZM64 163V162H63ZM257 163V164H256ZM67 163L65 162V165H66ZM169 165V164H168ZM217 165V164H216ZM41 167V168H42ZM48 167H46V169L48 168ZM170 167V166H169ZM257 167H258V169H257ZM171 168V167H170ZM187 173V172H186ZM262 174V176H260ZM117 177V176H116ZM196 181L198 182L199 180L198 179H196ZM194 182H195V180H194ZM194 182H191V183H189V184H187V183H185V185H187V186H189V188H194L195 186H196V184H198L197 182L194 184ZM224 183H226V184H224ZM228 184V185H227ZM183 185V184H182ZM216 185V184H215ZM186 186V187H187ZM198 187V186H197ZM213 187V186H212ZM235 192H233V193H235ZM200 196V195H199ZM230 196H232L231 194H230ZM243 196V195H242ZM176 197V196H175ZM183 197V196H182ZM177 198V197H176ZM200 198V197H199ZM173 199V198H172ZM176 200V199H175ZM247 202V207H244V202ZM131 202V201H130ZM245 202V203H246ZM186 203V202H185ZM219 203V204H220ZM228 203V202H227ZM230 203V202H229ZM180 204H182L181 205V208H178V210H182L183 211V209H186L187 210V204H189L188 202H187V204H184V202L182 201V203H180ZM184 204V205H183ZM218 205V204H217ZM227 206L228 207V204H224V206ZM180 206V205H179ZM218 206H220V205H218ZM225 206V207H226ZM231 206H233V204L231 205ZM230 205H229V207H231ZM199 207V206H198ZM199 207V208H200ZM226 207V208H227ZM28 208V207H27ZM32 209V210H31ZM33 209H35V208H32V207H30V210L29 211H33ZM192 209V208H191ZM190 209V210H191ZM214 209V208H213ZM225 209V208H224ZM223 209V210H224ZM229 209V208H228ZM228 209H226V210H224V211H227ZM4 210H6V209H4ZM18 210V209H17ZM21 210V209H20ZM28 210V209H27ZM26 210V211H27ZM210 210H208V211H210ZM218 210V211H217ZM237 210V211H236ZM2 211V210H1ZM0 211V213H1V215L2 214H4L5 216H3L4 218H6L7 216V214L6 213H3V211L1 212ZM19 211V210H18ZM17 211V212H18ZM22 211V210H21ZM25 210H24V212H26ZM185 211V210H184ZM207 211V210H206ZM5 212V211H4ZM190 212H193L192 210L190 211ZM189 212V213H190ZM200 212V213H201ZM229 212V211H228ZM227 212V213H228ZM22 213V212H21ZM174 213V212H173ZM231 213V212H230ZM229 213V214H230ZM185 214V213H184ZM229 214H228V216H229ZM11 215V214H10ZM173 215H175V214H173ZM181 214H178V216H180ZM116 215H114V217H115ZM168 216V215H167ZM188 217H189V215H187ZM192 216V215H191ZM190 216V217H191ZM17 217V216H16ZM113 217V216H112ZM116 217H118V216H116ZM177 217V216H176ZM181 217V216H180ZM227 217V216H226ZM231 217V216H230ZM168 218V217H167ZM178 218V217H177ZM177 218H176V220H177ZM121 219V218H120ZM178 219H180V218H178ZM200 219V218H199ZM231 219V220H232ZM102 220V222L104 223V225H103V228L106 230L107 229V231L110 233L109 235H111L112 234V231L110 230V228H112V225L114 224V222H116V220H119V218H112V219H104L103 220V218L101 219ZM128 220H129V218H128ZM127 220V221H128ZM212 220H214V219H212ZM114 221V222H113ZM132 221V218H130V220H129V222L125 225V239H126V242L125 243H123V244H116L115 242H116V240H115V238H114V240H112L109 236H108V243H106V244H102V246H98L99 245V243H101V242H98L97 240L95 241V245H94V247H93V249H91V250H97L98 252L99 251H101L102 253L104 252H106V251H108L109 253H113L114 251H122V250H127V249H131V246H132V244H133V240H134V233H135V230H134V228H133V222H131ZM166 221H167V219H166ZM197 221V220H196ZM13 222V221H12ZM11 222V223H12ZM101 222V223H102ZM126 222V221H125ZM172 224H174V223H172ZM214 224V223H213ZM102 226V225H101ZM136 229V228H135ZM171 229V228H170ZM203 230V229H202ZM23 231V230H22ZM137 231V230H136ZM211 231V230H210ZM174 232V231H173ZM204 232V231H203ZM26 233V232H25ZM200 233V232H199ZM212 234V235H213ZM111 236H113V235H111ZM254 237V239H251V240H249L248 238H250V237ZM55 237V236H54ZM113 238V237H112ZM213 238V237H212ZM211 238V239H212ZM55 239V238H54ZM60 240V239H59ZM105 241H107L106 239H104ZM110 240H112V241H110ZM262 240V241H261ZM57 242H55L54 244H52V245H48L47 246V248H48V254H49V256H48V258H49V261H46L44 258H43V255H42V249L44 248V247H38V248H35L33 251L34 252H36V254L34 255L35 257H33L29 262H27V263H25L24 261V263L23 264H46L47 262H49L48 264H72V262H73V264H74V256H73V260H67L66 259V257L65 256H67V255H69V257H71L73 254H72V251L74 250L73 249V246H74V244H72V242H70V241H66V240H62V241H58V239L56 240ZM260 242V243H259ZM41 243V242H40ZM207 243H209V242H207ZM43 244V243H42ZM83 245V244H82ZM236 245V246H235ZM253 245H256V246H258L259 245V247L255 250V251H253L254 249H255V247H254V249H251V246H253ZM42 246V245H41ZM205 246H207V244L205 245ZM208 246H209V244H208ZM210 246V247H211ZM46 247V246H45ZM133 247V246H132ZM218 248H216V249H218ZM46 249V248H45ZM222 250V251H223ZM229 250V251H228ZM236 251V253L235 254H233V251ZM110 251H112V252H110ZM128 251V250H127ZM228 251V252H227ZM17 252V251H16ZM49 252H52L51 254L49 253ZM100 252V253H101ZM108 252H106V253H108ZM46 253V252H45ZM99 253V254H100ZM105 253V254H106ZM218 253V252H217ZM216 253V254H217ZM221 253V252H220ZM264 253V252H263ZM262 253V254H263ZM44 254V253H43ZM98 254V253H97ZM224 254V255H225ZM228 254H227V256H228ZM261 254V255H262ZM32 255V256H33ZM44 255H46V254H44ZM260 255V254H259ZM31 256V257H32ZM99 256V255H98ZM255 257V256H254ZM262 257V256H261ZM28 258H30L29 256H28ZM27 258V259H28ZM218 258V256L216 257V260H214L215 262L218 260L217 259ZM220 258H222V257H220ZM224 258H226L225 256H224ZM259 259L260 261H256L255 259ZM47 259V258H46ZM227 260L229 259V258H226ZM262 259V258H261ZM264 259V258H263ZM70 261V262H69ZM72 261V262H71ZM213 260H212V262H214ZM220 261H222V260H220ZM219 261V262H220ZM229 261V260H228ZM69 262V263H68ZM224 262H226V261H224ZM223 262V263H224ZM217 263H218V261H217ZM228 263V262H227ZM213 264V263H212ZM218 264H220V263H218Z\"/></svg>",
	"mask_w": 264,
	"mask_h": 264
}]
</instances>
